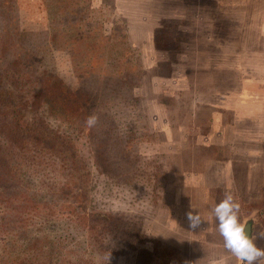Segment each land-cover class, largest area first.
I'll return each mask as SVG.
<instances>
[{"label":"rangeland","instance_id":"rangeland-1","mask_svg":"<svg viewBox=\"0 0 264 264\" xmlns=\"http://www.w3.org/2000/svg\"><path fill=\"white\" fill-rule=\"evenodd\" d=\"M263 9L264 0H0V67L22 60L33 91L41 82L65 86L86 116L83 132L46 118L85 156L82 181L27 149L15 182L0 172V264H199L205 253L236 264L212 212L224 189L211 196L194 186L210 184L208 156L228 148L197 143L188 105L264 78ZM199 122L206 131L204 113ZM259 124L248 137L264 133ZM91 128L105 151L99 166ZM232 194L264 248L255 239L264 231V185L248 199ZM189 210L210 224L189 227Z\"/></svg>","mask_w":264,"mask_h":264},{"label":"trees","instance_id":"trees-1","mask_svg":"<svg viewBox=\"0 0 264 264\" xmlns=\"http://www.w3.org/2000/svg\"><path fill=\"white\" fill-rule=\"evenodd\" d=\"M22 65L23 61L19 59L18 62L12 61L10 65L0 67V172L7 174V179L15 182L18 175L13 173L17 174L22 166L18 163L20 158L18 154H23V150L27 149L34 159H39L40 163H47L56 171L61 170L60 174L67 179L76 178L74 184L79 180L82 181L83 176L86 175L82 163L85 156H79L75 141L68 136L60 140L61 135L50 131L46 125V118L55 114L68 124L74 123L75 128L83 132L85 127L83 118L86 116L78 112L79 104L70 99L72 95L65 86L54 87L53 85L56 84L41 82L33 91L31 86H34L35 81L28 79L30 77L27 73H23ZM73 112H78V115L74 117L76 113ZM90 133L89 153L92 152L94 163L99 166L102 153L105 151L100 141L96 140L92 128ZM69 151L71 153L67 155L66 152ZM55 153L59 156L66 154L62 159L63 163L57 164L54 160L51 161V156ZM13 156L14 162L10 160ZM8 162H10V170L4 168ZM62 186L65 187L66 182ZM2 196L1 193L0 199Z\"/></svg>","mask_w":264,"mask_h":264},{"label":"crops","instance_id":"crops-1","mask_svg":"<svg viewBox=\"0 0 264 264\" xmlns=\"http://www.w3.org/2000/svg\"><path fill=\"white\" fill-rule=\"evenodd\" d=\"M262 14L264 15V9ZM257 31L264 33V23L257 24ZM252 80L255 82L252 83ZM182 90L184 91L182 93L188 91L186 88ZM229 91L228 94L224 93L220 97L214 95L212 100L190 99L188 107L193 123L187 126L191 127L193 134L197 136V143L207 148L215 149L224 146L228 148L224 159L220 156H216L215 159L208 156L210 164L207 172L210 184L206 187L205 181H202L194 186L201 193L208 188L209 191L211 190V196L214 188L222 187L224 192H241L248 199L264 185V139H262L264 133L260 137L247 136L251 134V129L259 128L258 125L261 126L259 122L264 121V78L246 77L240 91L233 92L231 89ZM202 113L207 118L206 131L203 130V124L199 122L202 119ZM245 121L252 124L244 126ZM246 144L252 145L247 147ZM202 172L204 173H199L198 176L204 177L206 171ZM214 200L217 201V197H214ZM200 220L199 231L203 225L205 229L207 222L209 225L212 219L205 215L203 218L200 216ZM202 238L200 235L196 239ZM209 244L211 246L212 242ZM213 245L217 247L218 244L213 243ZM201 254L202 251L199 253L200 257ZM204 256L200 258L199 264H216L212 262L211 257L208 258L207 253Z\"/></svg>","mask_w":264,"mask_h":264},{"label":"clouds","instance_id":"clouds-1","mask_svg":"<svg viewBox=\"0 0 264 264\" xmlns=\"http://www.w3.org/2000/svg\"><path fill=\"white\" fill-rule=\"evenodd\" d=\"M95 117H89L87 123H94ZM240 202L230 191L212 209L218 220V231L224 241V248L235 257L236 264H264V248L258 247L254 238L247 232V226L240 221ZM189 227L195 229L200 226L198 214L189 210L186 213ZM255 239L264 240V231H259Z\"/></svg>","mask_w":264,"mask_h":264},{"label":"water","instance_id":"water-1","mask_svg":"<svg viewBox=\"0 0 264 264\" xmlns=\"http://www.w3.org/2000/svg\"><path fill=\"white\" fill-rule=\"evenodd\" d=\"M246 226H247L248 235L251 237V223H248Z\"/></svg>","mask_w":264,"mask_h":264}]
</instances>
